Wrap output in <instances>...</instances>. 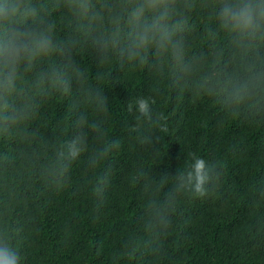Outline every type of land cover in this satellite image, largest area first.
Returning <instances> with one entry per match:
<instances>
[{"label":"trees","instance_id":"trees-1","mask_svg":"<svg viewBox=\"0 0 264 264\" xmlns=\"http://www.w3.org/2000/svg\"><path fill=\"white\" fill-rule=\"evenodd\" d=\"M30 2L50 12L63 48L8 96L5 114L24 116L0 120V240L22 264H264V88L239 105L222 91L264 72V45L241 54L214 36L212 0H178L194 71L152 50L138 64L93 44L68 0ZM52 66L65 82L36 87ZM78 131L86 149L59 176ZM195 157L211 166L204 195L178 188Z\"/></svg>","mask_w":264,"mask_h":264},{"label":"clouds","instance_id":"clouds-1","mask_svg":"<svg viewBox=\"0 0 264 264\" xmlns=\"http://www.w3.org/2000/svg\"><path fill=\"white\" fill-rule=\"evenodd\" d=\"M67 7L80 22L81 31L102 51L119 47L129 61L143 64L152 50L156 56L170 57L181 71H194L185 59L183 33L188 21L178 0H122L116 4L104 0L98 7L93 0H68ZM209 7L215 37L228 39L243 55L264 45V0H212ZM48 15L50 12L30 0H0V120L15 122L24 116L23 108L5 114L8 96L22 94L25 73L62 51L63 45L54 39V25L46 20ZM64 82L61 71L52 66L39 73L33 84L38 88L45 84L57 87ZM259 88H264V72L225 85L222 91L226 103L239 105ZM136 105L141 113L150 114L147 100H137ZM85 149L82 131L65 141L58 152L61 166L57 175L63 176L67 162ZM106 154V150L100 152L94 163ZM210 172L211 166L195 157L186 174L179 177L178 188L204 195ZM150 213L154 221L166 223L162 210L150 208ZM0 264H22L18 251L4 240H0Z\"/></svg>","mask_w":264,"mask_h":264}]
</instances>
